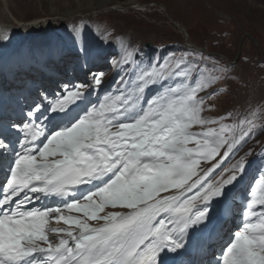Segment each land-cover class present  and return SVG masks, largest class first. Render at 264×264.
I'll return each instance as SVG.
<instances>
[{"label": "snow or ice", "instance_id": "obj_1", "mask_svg": "<svg viewBox=\"0 0 264 264\" xmlns=\"http://www.w3.org/2000/svg\"><path fill=\"white\" fill-rule=\"evenodd\" d=\"M166 67L141 73L136 95L106 96L82 114L72 115L70 105L77 106L84 96L83 86L66 88L67 94L50 106L36 104L28 113L44 116L43 126L32 122L20 128L13 124L0 131L4 137L0 150L10 149L0 151V166L7 164L10 173L0 198V264H184L177 257L186 247L188 230L194 226L206 229L214 205L221 211L228 208L227 186L242 179L252 164L241 158L232 166L233 174L217 184L205 186L199 179L189 183L196 175L199 158H211L226 141L214 129L190 131L193 124L209 123L200 116L203 100L196 96L207 83L165 88L169 78ZM102 75H96V85L101 84ZM157 84L160 93L141 102V94ZM49 108L52 115H48ZM13 129L25 136L20 142L22 151L11 147L8 138ZM46 129L55 130L48 135ZM40 137L47 141L42 147H28ZM191 143L195 147H189ZM260 171L264 172V160ZM198 184L196 195L185 198V192ZM256 184L260 190L253 188L249 193L242 213L245 220L221 249L216 264H264V211L253 210L257 205L264 207V176ZM85 186L90 187L82 194V204L76 193ZM169 189L179 194L160 195ZM26 190L68 197L71 202H65L64 208L103 223L93 226L87 219L59 215L57 221L75 224L79 232L52 229L67 237L53 244L48 224L52 213H60L61 208L22 210L31 199ZM21 193L24 200H14ZM107 206L129 211L99 215ZM36 254L44 259L38 262Z\"/></svg>", "mask_w": 264, "mask_h": 264}, {"label": "rangeland", "instance_id": "obj_2", "mask_svg": "<svg viewBox=\"0 0 264 264\" xmlns=\"http://www.w3.org/2000/svg\"><path fill=\"white\" fill-rule=\"evenodd\" d=\"M35 39L45 57L53 52V58L59 59L48 67L58 75L54 84L40 77L43 68L31 49ZM146 43H152L148 48L155 52L150 58L143 51ZM177 61L181 62L179 68L175 67ZM33 64L38 66L36 76L30 73ZM162 65L167 66L169 76L165 88L207 83L196 96L203 100L200 116L209 123L193 124L190 131L214 129L226 141L211 158H199L189 183L200 176V184H217L233 174L232 166L241 158L252 164L242 179L227 186L228 208L221 211L214 205L211 212L208 235L223 225L226 235L208 260V264H216L221 249L245 220L242 213L249 193L253 188L259 192L256 181L264 176L260 171L264 160V0H0V102L9 105L20 128L44 119L39 113H28L36 104L50 106L67 94L66 88L83 86V101L72 111V115L82 114L81 109L98 105L106 96L136 95L139 75L153 67L160 71ZM100 73L101 84L96 85ZM159 93V84L150 87L141 94V102ZM48 114L52 115L50 108ZM222 126H227L223 132ZM12 131L19 138L24 136ZM200 184L188 197L196 195ZM176 192L169 189L160 195ZM253 210L259 213L264 207L257 205ZM110 211L125 213L129 209L107 206L99 215ZM180 259L184 264L190 262Z\"/></svg>", "mask_w": 264, "mask_h": 264}, {"label": "bare ground", "instance_id": "obj_3", "mask_svg": "<svg viewBox=\"0 0 264 264\" xmlns=\"http://www.w3.org/2000/svg\"><path fill=\"white\" fill-rule=\"evenodd\" d=\"M259 2V1H258ZM30 24H34V23H30ZM178 26V25H177ZM188 46H193V45H190V44H187ZM42 54V53H41ZM78 106H79V103L77 104V106L76 107H74L75 109L76 108H78ZM70 107H73V106H71L70 105ZM75 109H72V111H74ZM5 166V165H4ZM4 170H7V169H4ZM86 187H88V186H85V188ZM90 187V186H89ZM83 190V189H82ZM78 193H76V195H77ZM46 197H48V196H46ZM63 199H65L66 200V198H63ZM63 199H61V200H63ZM37 209H38V206H37ZM55 215H52V219H50V221H49V223H53L54 221L55 222H57V219H55V217H54ZM64 216H69V214L67 213V214H64ZM64 222V221H63ZM49 225V224H48ZM202 231V229L199 227V226H195V233L196 234H200V232ZM58 233V232H57ZM203 239V236H201V237H198V238H195V243H196V245L197 246H199L200 245V243H201V240ZM196 249V248H195ZM197 251V250H196Z\"/></svg>", "mask_w": 264, "mask_h": 264}, {"label": "trees", "instance_id": "obj_4", "mask_svg": "<svg viewBox=\"0 0 264 264\" xmlns=\"http://www.w3.org/2000/svg\"><path fill=\"white\" fill-rule=\"evenodd\" d=\"M153 54H154V52H150V54H149V55H150V57H151Z\"/></svg>", "mask_w": 264, "mask_h": 264}]
</instances>
